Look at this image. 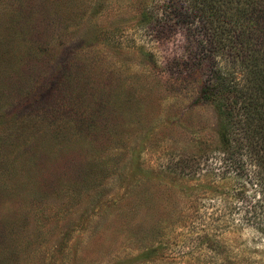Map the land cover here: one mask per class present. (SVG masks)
Segmentation results:
<instances>
[{"label": "rangeland", "instance_id": "rangeland-1", "mask_svg": "<svg viewBox=\"0 0 264 264\" xmlns=\"http://www.w3.org/2000/svg\"><path fill=\"white\" fill-rule=\"evenodd\" d=\"M151 3L0 0V264H264L223 108Z\"/></svg>", "mask_w": 264, "mask_h": 264}, {"label": "trees", "instance_id": "trees-1", "mask_svg": "<svg viewBox=\"0 0 264 264\" xmlns=\"http://www.w3.org/2000/svg\"><path fill=\"white\" fill-rule=\"evenodd\" d=\"M152 2L138 20L147 30L188 31L183 63L207 74L200 99L223 108L220 163L234 173L243 219L264 233V0Z\"/></svg>", "mask_w": 264, "mask_h": 264}]
</instances>
